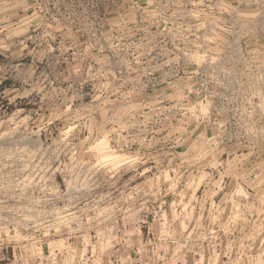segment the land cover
I'll use <instances>...</instances> for the list:
<instances>
[{"label": "rangeland", "instance_id": "rangeland-1", "mask_svg": "<svg viewBox=\"0 0 264 264\" xmlns=\"http://www.w3.org/2000/svg\"><path fill=\"white\" fill-rule=\"evenodd\" d=\"M0 264H264V0H0Z\"/></svg>", "mask_w": 264, "mask_h": 264}]
</instances>
